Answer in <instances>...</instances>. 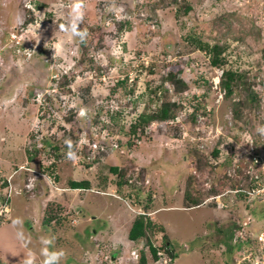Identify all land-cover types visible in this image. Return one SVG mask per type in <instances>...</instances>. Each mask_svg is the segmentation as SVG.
I'll return each mask as SVG.
<instances>
[{
	"label": "rangeland",
	"instance_id": "374dc122",
	"mask_svg": "<svg viewBox=\"0 0 264 264\" xmlns=\"http://www.w3.org/2000/svg\"><path fill=\"white\" fill-rule=\"evenodd\" d=\"M84 2L85 44L58 28L71 0H0V210L3 177L19 169L0 216V264H19L29 249L42 264V236L64 252L60 264H141L142 254L156 264L149 242L169 243L172 264H253L246 255L264 229V198L255 196L264 165L252 168L249 153L254 140L264 158L256 132L264 124V0H115V13L106 11L110 0ZM198 42L218 45L223 64ZM226 70L238 75L230 95ZM166 102L176 104L175 118L131 133L141 113ZM67 138L75 161L66 159ZM114 166L128 182L117 183ZM71 180L91 185L72 189ZM51 203L62 223H45ZM140 213L155 228L132 241Z\"/></svg>",
	"mask_w": 264,
	"mask_h": 264
},
{
	"label": "trees",
	"instance_id": "16d2710c",
	"mask_svg": "<svg viewBox=\"0 0 264 264\" xmlns=\"http://www.w3.org/2000/svg\"><path fill=\"white\" fill-rule=\"evenodd\" d=\"M28 20H30V19H28ZM83 44H85V43H83ZM198 45L200 46V48L205 49V50H207V52L210 53V56L212 58V63L215 66H220V65L223 64V59H221L219 57L221 49H219L218 45L210 46L209 44L202 43V42H198ZM237 77H238V75H237L236 72H234L232 70H226L225 71L224 78H226V81L223 82V84L225 86L227 95H230L232 93V84H233V81L234 82L236 81ZM171 80L174 81V77H171ZM179 82L181 83V85L183 87H186V85H187L186 82L181 81V80ZM121 83L123 84L124 81H122ZM253 99H255V95L253 96ZM176 110H177V108H176V104L175 103L166 102V103H163V105L157 111H153L152 113H148V112L145 111V112L141 113V115L138 118V121L135 124L132 125L131 133L132 134H136L139 127L145 129L152 121H155V120L167 121L168 119L175 118L176 117V115H175ZM99 133L100 132H98V134ZM50 140H51L50 137H44L45 145L48 144L52 148L53 158H59V156L61 155V149L59 148V146L57 144H54V143L52 144ZM107 150H108V148H107ZM105 151L106 150H102L101 152L99 151V153H97L98 156L103 154ZM50 166H51V168H53L55 166V161L52 162V165H50ZM51 168H47V169L49 170ZM112 170H113V172L119 173L121 175L120 176V180L117 181V183L119 185H122L124 182H128V180L125 181L123 179L124 171H122V169L120 170L118 166H114V167H112ZM254 177H250L251 181L254 179ZM56 179H57V176H56ZM7 185H8L7 181L1 183V187H3L4 189L7 187ZM90 185H91V183H90L89 180H71L69 182V186L72 189H89ZM237 191L238 192H243L241 194L243 195L244 198L250 196L248 194V192H246L244 189H241V187H239ZM197 193H199V192H197ZM187 196H188V198L191 199V202L196 204V205H199V204L202 203V201H201V199L199 197H192L189 194ZM1 198H2V204L9 201L8 197L6 196V194L3 197H1ZM260 199H262V198H260ZM52 204L53 203H51L50 206L48 207V212L49 213H51L52 210H53L51 208ZM66 218L65 217H59L55 213L54 214L51 213V214H49V215H47L45 217V223H52V222H54V223H62ZM152 227L155 228V224H152L150 218L148 216H146L145 214H139L135 218V220L133 221V224H132V227H131L130 232L128 234V237L132 241H137V240H139L141 238H145V237H147V230L151 229ZM256 239H258V238H256ZM149 246H150V250H151V255L153 257H157V249L155 248V246L152 243H150V242H149ZM164 247H170V246H168L167 244L163 243V248ZM169 250H170L169 253L172 256H175V251L173 249H171V248ZM256 253H257V250L255 251V249H254V256L256 255ZM146 261H147V258L145 256V254H143V256L141 258V263L145 264Z\"/></svg>",
	"mask_w": 264,
	"mask_h": 264
},
{
	"label": "clouds",
	"instance_id": "9594fccd",
	"mask_svg": "<svg viewBox=\"0 0 264 264\" xmlns=\"http://www.w3.org/2000/svg\"><path fill=\"white\" fill-rule=\"evenodd\" d=\"M62 6L63 5H60V7H62ZM68 7H69L70 11L68 13L67 21L65 23L59 24V26H58L59 31L64 33L65 36L67 37V39H69V40H71L73 38H78L81 43H86L87 37H88V31L86 29H82L80 27V25L83 23V20H84V17H85V2H84V0H71V3H70V5H68ZM120 10L121 9H118V6L116 5L115 0H110L108 5L106 6V11H108V12L115 13V12L120 11ZM39 28H40V26H39ZM64 42L65 41L63 39H61L53 47L54 50H55L54 59L63 50ZM10 103H12L11 100L4 101L5 107L8 104H10ZM84 114L85 113L83 111H81L80 115L83 116ZM256 132L259 133L260 135H264V124L257 125ZM81 143H83V141H81ZM64 144L67 146V149H68L66 154H65L66 155V159H68L69 161L77 160L79 157L77 155V152L74 150L73 141L71 140V138L65 139L64 140ZM18 171H19V169L18 170H14L13 174H11V175L9 174V175L11 177L13 175L15 176ZM9 177H6V178H9ZM3 180L5 181L7 179H5L3 177ZM7 184H8V182H7ZM8 190H9V188H8V185H7V187L4 189V192H5L6 195L8 193ZM11 192H12V189H11ZM8 202H10V199H9ZM4 204L5 203H3L2 206ZM8 206H9V203H8ZM149 212H152V211H149ZM152 213H155V212H152ZM140 214H145L146 216H148L147 213H140ZM12 224H13L14 227L17 228L16 238L20 242H22L23 245L27 248L28 244L30 243V237L26 236L24 231L22 230V227H21L22 224H23L22 219L17 217L15 219H13ZM40 244H41L40 255L43 257L42 264H60L62 258L64 257V252L62 250L54 249V247H53V245H54V237L42 236V237H40ZM153 245L157 249V257H153L150 254L152 262H154L156 264H159L158 263V259H159L158 258V251L162 250L165 253H167L169 256L172 257V263H173V259H174L175 256H172L169 253V251H170L169 249L171 247H164L163 248V245L158 247L154 243H153ZM167 245H169V243ZM141 248L145 249L144 247H141ZM147 248L149 250V253H151L149 245L147 246ZM142 256H143V254H142ZM142 256H141V258H142ZM145 256H146L147 261H148L147 255H145ZM146 263H148V262H146ZM19 264H36V253L29 249L26 253L23 254V258L19 261Z\"/></svg>",
	"mask_w": 264,
	"mask_h": 264
},
{
	"label": "built area",
	"instance_id": "2783aa9c",
	"mask_svg": "<svg viewBox=\"0 0 264 264\" xmlns=\"http://www.w3.org/2000/svg\"><path fill=\"white\" fill-rule=\"evenodd\" d=\"M93 132H94V134L98 135V132H96L95 130ZM256 151H257V149H256V146H254V140H252L249 142V153L252 156L251 167H253V168H255L256 166H260V165L263 166L264 165V158L259 156V155H256V154H258ZM0 173H1V170H0ZM255 176H256V179L258 180L257 181L258 187L256 189L257 191H256L255 196L256 197L261 196V198H264V183L260 182V180L262 178L264 179V171H263V175L258 176V174L255 173ZM11 178L12 177L10 176L9 179H7L9 191H8L6 196L8 197V199H10V196H11V187H10L11 186ZM3 182H5V181L2 180L1 183H3ZM261 192H263V193H261ZM8 207H9L8 202H5V204L2 206V208L0 210V216H3V214L5 215L6 213H8L7 212ZM258 240H259L260 245L257 248L256 255L254 256V253H249L250 255H246V256L248 258H250L249 260H251V262L253 264H254V262L256 264H264V229L259 233ZM249 256H251V257H249ZM158 258H159L158 259L159 264H172V257L169 256L167 253H165L162 250L158 251Z\"/></svg>",
	"mask_w": 264,
	"mask_h": 264
},
{
	"label": "crops",
	"instance_id": "0c3cea01",
	"mask_svg": "<svg viewBox=\"0 0 264 264\" xmlns=\"http://www.w3.org/2000/svg\"><path fill=\"white\" fill-rule=\"evenodd\" d=\"M0 159H1V156H0ZM0 162H1V161H0ZM0 164H1V163H0ZM3 164H5V163H3ZM3 164H2V165H3ZM9 164H10V163H9ZM5 165H6V164H5ZM152 212H154V211H152Z\"/></svg>",
	"mask_w": 264,
	"mask_h": 264
},
{
	"label": "bare ground",
	"instance_id": "6f19581e",
	"mask_svg": "<svg viewBox=\"0 0 264 264\" xmlns=\"http://www.w3.org/2000/svg\"><path fill=\"white\" fill-rule=\"evenodd\" d=\"M76 53V52H75Z\"/></svg>",
	"mask_w": 264,
	"mask_h": 264
}]
</instances>
